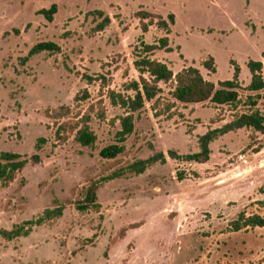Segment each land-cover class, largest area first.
<instances>
[{
  "label": "rangeland",
  "instance_id": "1",
  "mask_svg": "<svg viewBox=\"0 0 264 264\" xmlns=\"http://www.w3.org/2000/svg\"><path fill=\"white\" fill-rule=\"evenodd\" d=\"M55 4L53 23L38 14ZM140 11L176 16L174 52L152 57L176 74L190 64L218 85L234 79L236 64L245 89L248 63L264 64V0H0V154L42 159L9 186L0 183V229L64 208L62 218L29 237H0V264H264V228L231 226L242 213L264 218V136L230 133L211 145L206 164L169 157L170 151L198 153L200 137L246 108L183 105L162 85L157 111L149 104L138 115L123 154L100 155L117 143L124 114L109 93L139 80L135 49L166 36L156 25L144 34ZM98 12L112 21L99 33ZM42 42L58 44L61 52L24 62ZM211 57L216 74L202 66ZM258 109L264 113V99ZM86 120L97 136L93 148L76 141L75 128ZM158 153L165 164L106 180ZM100 181L98 210L79 211L85 190Z\"/></svg>",
  "mask_w": 264,
  "mask_h": 264
},
{
  "label": "trees",
  "instance_id": "2",
  "mask_svg": "<svg viewBox=\"0 0 264 264\" xmlns=\"http://www.w3.org/2000/svg\"><path fill=\"white\" fill-rule=\"evenodd\" d=\"M58 6L52 5L49 9L39 11V15L53 23L58 13ZM102 22L98 23L96 32L105 31L112 23L110 17L98 12ZM136 17L141 22L144 34L149 32L150 27L156 25L158 29L164 31L166 36L157 43L142 45L134 51V67L139 74L138 81H132L124 86L122 92L112 91L109 93L110 102L113 107L121 109L124 114L121 117V130L117 133V143L111 145L100 152L102 158L114 160L123 154L124 144L134 133L135 121L139 114L144 111L147 105L151 104L154 111H157L160 96L163 94L162 85L171 86L169 95L173 101L183 105H199L211 103L217 107H228L232 111L246 108L248 111L239 113L236 117L221 128L212 129L199 138L200 151L195 154L179 156L176 152L170 151L169 157L172 160H181L186 163L206 164L211 159V145L218 139L237 131L253 130L264 136V113L258 109L260 100L264 99V65L261 62L250 61L248 68L251 73V82L243 89L240 83V68L234 65L235 74L231 81L220 82L218 85L208 81L201 70L196 67L184 68L177 74L166 64L153 59V54L157 51L172 53L170 46V35L172 28L176 25V16L169 15L166 19L160 15H154L145 11H140ZM20 34L18 30L14 31ZM61 47L53 42H42L34 46L29 55L23 60L28 62L31 58L48 53L59 54ZM203 68L210 74H216L217 68L214 58H209L203 63ZM248 92L249 96L241 95V91ZM62 110V109H61ZM59 114V113H58ZM138 116V117H137ZM64 115L59 116L62 118ZM77 133L76 141L84 148H93L97 142V136L90 127V121H84L81 126L75 128ZM44 139H40L36 145L38 153L41 152ZM167 158L165 154L158 153L147 160H140L127 167L124 171H119L110 176L107 181H113L124 174L143 175L155 164H165ZM30 163L39 165L42 163L41 156L36 154L31 159L22 155L5 152L0 154V183L4 187L9 186L16 180V177ZM104 180V181H106ZM103 181L92 184L85 190L84 197L76 203L79 211L98 210V192ZM64 208L57 206L54 209H47L41 217L36 220L24 222L14 226L11 230L0 229V237L8 242L20 238L29 237L35 228L42 227L49 222L62 218ZM236 231L247 228H264V218L259 216L247 217L244 213L240 214L239 219L231 223Z\"/></svg>",
  "mask_w": 264,
  "mask_h": 264
},
{
  "label": "crops",
  "instance_id": "3",
  "mask_svg": "<svg viewBox=\"0 0 264 264\" xmlns=\"http://www.w3.org/2000/svg\"><path fill=\"white\" fill-rule=\"evenodd\" d=\"M169 37H170V36H169ZM170 46H171V39H170ZM171 48L173 49L172 46H171ZM173 52H174V49H173ZM206 61H207V60H206ZM204 62H205V61H204ZM204 62H203V63H204ZM163 63H165V62H163ZM203 63H202V65H203ZM263 65H264V64H263ZM188 67H195V66H191L190 64H186V65H184V68H188ZM184 68H183V69H184ZM183 69H182V70H183ZM263 75H264V71H263Z\"/></svg>",
  "mask_w": 264,
  "mask_h": 264
}]
</instances>
